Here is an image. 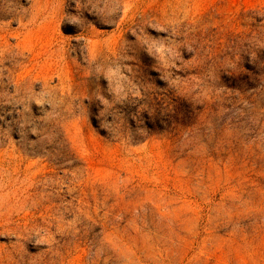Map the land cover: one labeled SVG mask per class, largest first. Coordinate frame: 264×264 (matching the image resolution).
I'll return each instance as SVG.
<instances>
[{
  "label": "rangeland",
  "instance_id": "rangeland-1",
  "mask_svg": "<svg viewBox=\"0 0 264 264\" xmlns=\"http://www.w3.org/2000/svg\"><path fill=\"white\" fill-rule=\"evenodd\" d=\"M263 56L264 0H0V264H264Z\"/></svg>",
  "mask_w": 264,
  "mask_h": 264
},
{
  "label": "trees",
  "instance_id": "trees-1",
  "mask_svg": "<svg viewBox=\"0 0 264 264\" xmlns=\"http://www.w3.org/2000/svg\"><path fill=\"white\" fill-rule=\"evenodd\" d=\"M219 58L218 57H214L211 60V62H216V64L218 65V63H221V62L218 61ZM258 61H259L260 64H263L264 63V56L263 57H259ZM238 76H237L236 72H234V73L229 75L228 80H232L233 82H236L239 79ZM255 78L257 80H263L264 79V73L256 74ZM227 89H228V91H225L224 94H226V95L229 94L235 100H242L243 99L242 96H243L244 91H242L238 86H234V84H233L232 86L228 87ZM176 93H177V91L172 89L169 92V94H164V98H162V100H161V103H162L161 105L165 106L166 110H168L169 107L171 106L170 100L173 101V102H177L178 101V98H175V95H174ZM96 117L93 118V124L99 130V132L101 134L105 135V136H108V135L112 134L114 130H110V132L108 133L106 126H104V124L101 121H99ZM164 123H165L166 126H163L162 124H159L157 122V120H156L155 122H153L151 124H147V126L145 128L147 129V132L150 133V132H153L156 128L166 129L165 127H169L170 126V122L169 121L166 120V121H164ZM122 126H124V125H122Z\"/></svg>",
  "mask_w": 264,
  "mask_h": 264
}]
</instances>
